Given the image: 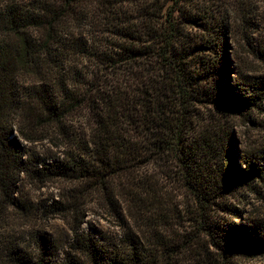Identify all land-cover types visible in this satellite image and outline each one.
<instances>
[{
    "label": "trees",
    "instance_id": "obj_1",
    "mask_svg": "<svg viewBox=\"0 0 264 264\" xmlns=\"http://www.w3.org/2000/svg\"><path fill=\"white\" fill-rule=\"evenodd\" d=\"M229 30L218 0H0L4 206L28 209L17 194L20 175L30 172L39 181L79 183L81 195L100 192L123 221L116 200L123 191L138 201V213L160 203L162 185L142 175L158 161L171 172L174 162L194 205L187 210L194 244L175 242L165 222L150 227L145 243L129 227L118 240L81 230L78 196L71 195L53 204L75 222L64 259H56L57 246L38 232L35 255L15 251L12 263L180 264L189 249L198 264L264 256V220L245 219L229 202L264 183V151L239 152L224 121L196 110L212 106L223 117H249L262 107L264 77L230 78ZM80 113L87 138H69L67 159L34 165L19 139H34L44 125L68 134L69 118Z\"/></svg>",
    "mask_w": 264,
    "mask_h": 264
},
{
    "label": "rangeland",
    "instance_id": "obj_2",
    "mask_svg": "<svg viewBox=\"0 0 264 264\" xmlns=\"http://www.w3.org/2000/svg\"><path fill=\"white\" fill-rule=\"evenodd\" d=\"M218 2H221V8L230 23L225 48L231 63L230 78H233V74L264 77V0ZM27 80H24L25 84ZM196 110L201 116H216L224 121L231 128L239 152L264 151V102L260 109L252 110L249 117L238 114L223 117L212 106H197ZM68 123V134L52 125H44L39 128V133L34 135V139H19L34 165L42 161L67 159L68 151L73 149L69 138L73 135L79 139L87 138L88 123L85 115L80 113L71 116ZM173 163H169V166L173 167L172 172L166 170L159 161L151 162L142 169V175L148 184L156 178L165 191L163 197L159 198L160 203L155 204L156 208L143 209L138 213L140 204L131 193L123 191V196L116 198L123 221L116 217L100 192L81 195L82 185L69 179L55 177L39 181L33 178L30 172L21 174L17 195L25 201L28 209L5 207L0 200V264H14L10 261V256L15 255V251L18 254L25 251L30 256L35 255V236L38 232L52 239L58 248L56 259L62 261L65 250L69 249L71 225L75 222L69 217L55 213L53 204L66 203L71 195L78 196V221L81 220V230L118 240L124 237L129 227L147 243L151 238L146 234L150 232V227L165 222L173 235L176 234L172 236L175 242L181 243V240L185 239L194 244L189 240L195 231L194 224L188 220L187 213L188 209L194 208L193 199L190 193L181 187L180 180L176 179L178 176L174 173ZM34 167L40 166L32 168ZM239 192L235 197H231L229 202L243 211L245 219L264 220V183H258L256 191L243 189ZM164 229L160 227L159 231L165 232ZM193 253L192 249L186 251L180 264H198ZM212 254L218 257L216 252L212 251ZM233 261L235 264H264V256L237 257Z\"/></svg>",
    "mask_w": 264,
    "mask_h": 264
}]
</instances>
